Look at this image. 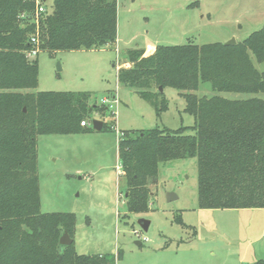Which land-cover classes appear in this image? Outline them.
Returning a JSON list of instances; mask_svg holds the SVG:
<instances>
[{
  "label": "trees",
  "instance_id": "16d2710c",
  "mask_svg": "<svg viewBox=\"0 0 264 264\" xmlns=\"http://www.w3.org/2000/svg\"><path fill=\"white\" fill-rule=\"evenodd\" d=\"M35 9V0H0V264H116L114 255L79 254L74 240L61 244L65 231L72 238L76 217L42 212L38 174L39 135L92 131L82 121L109 107L90 103L88 91H34L39 65L30 53L115 44L118 0H53L38 24ZM126 56L131 65L118 70L120 83L136 88L158 115L167 107L160 87L176 88L195 118L192 133L183 126L121 134L128 210L148 209L149 180L161 163L191 158L201 208H264V99L257 96L264 93V25L232 45L159 44L150 54L134 48ZM204 83L212 94L194 92Z\"/></svg>",
  "mask_w": 264,
  "mask_h": 264
},
{
  "label": "rangeland",
  "instance_id": "374dc122",
  "mask_svg": "<svg viewBox=\"0 0 264 264\" xmlns=\"http://www.w3.org/2000/svg\"><path fill=\"white\" fill-rule=\"evenodd\" d=\"M52 2L47 0V6ZM263 25L264 0H118L115 45L31 55L39 65L34 91H88L90 103L99 106L104 97L117 99L105 115L87 117L88 126L100 119L110 126L107 130L38 136L41 210L75 214L72 238L79 254L114 255L116 264H248L264 259V208H201L195 158L161 163L159 174L149 180L148 209L128 210L118 150L121 134L183 126L192 133L195 118L185 111L182 91L173 87L160 90L159 103L166 100L167 107L158 115L136 88L118 81L114 66L130 67L129 49L232 38L240 42ZM194 92L213 90L204 83ZM257 96L264 99V93ZM168 193L174 194L172 200ZM142 219L150 222L147 230Z\"/></svg>",
  "mask_w": 264,
  "mask_h": 264
},
{
  "label": "built area",
  "instance_id": "2783aa9c",
  "mask_svg": "<svg viewBox=\"0 0 264 264\" xmlns=\"http://www.w3.org/2000/svg\"><path fill=\"white\" fill-rule=\"evenodd\" d=\"M47 1L44 0H35L36 3V9L35 12L31 18V21L36 22L37 24L39 23V20L41 19L42 16L46 15L48 13V6L46 4ZM26 16L25 14L22 15V17ZM31 41L33 43H37L39 41V35L38 32L36 33V35H34L31 39ZM36 54V51H32L30 53V55ZM115 102H117L116 96H113V99H109L104 97L102 99V104L107 105L109 108L113 109L114 108V104ZM113 113H116V111L114 110ZM83 126L88 125L89 123L85 120L82 121L81 123Z\"/></svg>",
  "mask_w": 264,
  "mask_h": 264
},
{
  "label": "water",
  "instance_id": "95a60500",
  "mask_svg": "<svg viewBox=\"0 0 264 264\" xmlns=\"http://www.w3.org/2000/svg\"><path fill=\"white\" fill-rule=\"evenodd\" d=\"M44 1H47V0H44ZM237 41L235 38H232L231 40H229L228 42H226V44H229V45H232V44H235ZM160 90L162 91L163 88L160 87ZM103 124L104 122L100 119H95L93 121V128L95 130H98V131H101L102 128H103ZM174 198V194L173 193H168V199L169 200H172ZM149 221L148 220H140V224H141V227L144 229V230H147L148 227H149ZM60 242L61 244H64V245H70L73 243V238H71V236L69 235V233L67 231L64 232V234L61 236V239H60ZM138 243L140 244L141 242L138 241Z\"/></svg>",
  "mask_w": 264,
  "mask_h": 264
},
{
  "label": "crops",
  "instance_id": "0c3cea01",
  "mask_svg": "<svg viewBox=\"0 0 264 264\" xmlns=\"http://www.w3.org/2000/svg\"><path fill=\"white\" fill-rule=\"evenodd\" d=\"M118 40V39H117ZM116 44V43H115ZM115 44H113V45H115ZM108 46H110V45H108ZM108 46H105V47H108ZM156 49V46L153 48V49H144L145 50V54H150V53H152L154 50ZM126 64H129V62H127ZM115 66V68H116V71H117V73H118V70L120 69V67H116V64L114 65ZM129 66H130V64H129ZM125 67H127V66H125Z\"/></svg>",
  "mask_w": 264,
  "mask_h": 264
}]
</instances>
